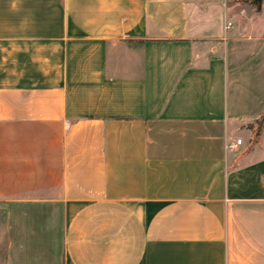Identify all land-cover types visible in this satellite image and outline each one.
Returning <instances> with one entry per match:
<instances>
[{"label": "crops", "instance_id": "0c3cea01", "mask_svg": "<svg viewBox=\"0 0 264 264\" xmlns=\"http://www.w3.org/2000/svg\"><path fill=\"white\" fill-rule=\"evenodd\" d=\"M233 1L0 0L4 264H264V1Z\"/></svg>", "mask_w": 264, "mask_h": 264}, {"label": "rangeland", "instance_id": "374dc122", "mask_svg": "<svg viewBox=\"0 0 264 264\" xmlns=\"http://www.w3.org/2000/svg\"><path fill=\"white\" fill-rule=\"evenodd\" d=\"M237 3L239 4V7L242 8V10H246V12H250L251 10L255 11V5L253 3V0H235L232 3ZM250 19L249 17L247 18L245 16V20ZM260 21L262 23V25H264V5L262 7V15L260 18ZM263 121L262 118L259 122L260 127L262 126ZM5 236H4V228L3 226L0 224V264H4V245H5Z\"/></svg>", "mask_w": 264, "mask_h": 264}, {"label": "built area", "instance_id": "2783aa9c", "mask_svg": "<svg viewBox=\"0 0 264 264\" xmlns=\"http://www.w3.org/2000/svg\"><path fill=\"white\" fill-rule=\"evenodd\" d=\"M226 30L232 29V24L228 23L225 27ZM242 145V140H236L235 142H230L226 145V150L228 152H234L238 149L239 146Z\"/></svg>", "mask_w": 264, "mask_h": 264}, {"label": "trees", "instance_id": "16d2710c", "mask_svg": "<svg viewBox=\"0 0 264 264\" xmlns=\"http://www.w3.org/2000/svg\"><path fill=\"white\" fill-rule=\"evenodd\" d=\"M263 1L264 0H253V3L256 6L258 11H260ZM262 121L264 122V116L262 117Z\"/></svg>", "mask_w": 264, "mask_h": 264}]
</instances>
